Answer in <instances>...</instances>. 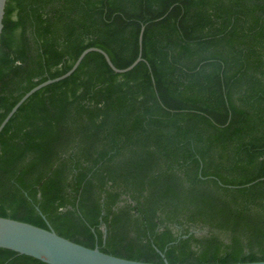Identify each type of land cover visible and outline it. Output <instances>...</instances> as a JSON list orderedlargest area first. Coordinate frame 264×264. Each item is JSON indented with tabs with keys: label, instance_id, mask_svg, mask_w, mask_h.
<instances>
[{
	"label": "trees",
	"instance_id": "1",
	"mask_svg": "<svg viewBox=\"0 0 264 264\" xmlns=\"http://www.w3.org/2000/svg\"><path fill=\"white\" fill-rule=\"evenodd\" d=\"M0 217L115 257L264 261V0H7ZM163 256H162V255ZM0 264H45L0 248Z\"/></svg>",
	"mask_w": 264,
	"mask_h": 264
},
{
	"label": "water",
	"instance_id": "2",
	"mask_svg": "<svg viewBox=\"0 0 264 264\" xmlns=\"http://www.w3.org/2000/svg\"><path fill=\"white\" fill-rule=\"evenodd\" d=\"M7 0H0V38L3 29L4 9ZM144 27L141 28L138 38V56L135 61L124 69L116 68L108 55L98 48L85 49L77 58L71 69L64 75L47 80L28 91L10 110L0 124V132L17 111V109L38 90L68 78L80 65L84 57L95 52L102 55L108 67L116 74H124L132 70L139 62L141 56V43ZM0 248L10 250L16 254L28 256L45 264H155L139 262L105 254L97 246L93 249L84 247L57 235L52 229H43L25 222L0 217ZM162 255V254H161ZM163 256V255H162ZM161 264H169L166 260ZM234 264H264V261L234 263Z\"/></svg>",
	"mask_w": 264,
	"mask_h": 264
}]
</instances>
